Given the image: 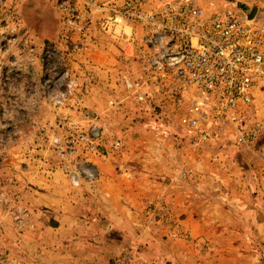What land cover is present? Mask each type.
I'll return each mask as SVG.
<instances>
[{
    "label": "rangeland",
    "instance_id": "obj_1",
    "mask_svg": "<svg viewBox=\"0 0 264 264\" xmlns=\"http://www.w3.org/2000/svg\"><path fill=\"white\" fill-rule=\"evenodd\" d=\"M125 1L0 0V264H177L167 257L169 251L211 247L210 240L184 227L167 197L166 179H183L188 166L177 157L166 160L168 146L177 153L202 154L209 172L222 175L223 164H229L241 168L236 174L242 180L251 171L259 187L254 193L264 201V87L253 92L248 122L259 127L249 142L237 143L211 119L199 128L183 124L189 93L163 89L164 83L154 87L146 69L158 55H151L152 49L172 50L171 45L152 47L146 41L150 30L141 19L124 20L112 32L101 25ZM171 1L195 4L207 16L214 10L240 12L252 22L264 6V0H141L133 9L159 13ZM132 26L129 38L124 33ZM99 37L119 46L116 85L126 88L110 93L106 107L94 110L84 99L98 82L100 63L89 53ZM174 43L177 50L180 44ZM127 76L141 81L140 86H127ZM100 158L111 159L129 180L139 176L157 186L146 188L139 203L130 202L137 236L122 235L124 229L112 228L110 220L109 227L101 226L107 228L104 232L94 221L91 235L97 243L89 248L83 237L74 242L82 231H52L32 200L50 197L42 181L51 184L57 173L72 185L80 184L82 176L90 183L97 180L94 164ZM263 234L264 228H258L246 236L248 247L238 251L242 264H264Z\"/></svg>",
    "mask_w": 264,
    "mask_h": 264
},
{
    "label": "crops",
    "instance_id": "obj_2",
    "mask_svg": "<svg viewBox=\"0 0 264 264\" xmlns=\"http://www.w3.org/2000/svg\"><path fill=\"white\" fill-rule=\"evenodd\" d=\"M133 33L134 26L127 28L124 35L130 38ZM126 39L124 41H128ZM93 44L95 46L89 55L100 63L96 70L98 82L85 96L84 105L98 110L106 107L105 99L110 93L122 92L126 87L116 85L119 75V68L116 66H120L117 65V60L122 53L119 46L103 37L97 38ZM164 155L166 160L170 157L171 161L177 157L188 165L185 168L187 173L181 175L183 179L177 181L173 176L166 179V186L170 188L167 194L169 201L180 214L184 227L193 236L211 241V247L197 249L194 246L195 248L189 250L177 248V252L169 251L167 257L175 260L177 264H180L178 260L183 261L181 264H242L238 251L248 247L246 236L252 235V232L257 233L258 228H264V201L254 193L259 190L256 177L251 171H245L248 173L245 178L238 179L241 176L236 173L241 172V168L229 164H223L226 170H222V175L216 171L209 172L208 168L204 167L202 154L183 151L177 153L172 146H168ZM133 158L135 167L136 160L135 157ZM113 165L111 159H97L94 169L98 179L92 183L82 176L80 184L72 185L70 182L67 184L60 173L53 176L51 184L42 181V185L46 184L45 187L49 191L47 194L50 197L35 196L32 201L35 203L36 213L45 218L46 225L52 231L58 233L65 231L70 235H77L82 231L80 236L75 237L74 242L77 238L83 237L89 248L96 246L97 243L91 235V225L94 221L98 229H101V226L109 227L110 220L114 223L112 228L124 229L122 235L137 236L133 224L135 222L133 219L137 215L130 202L131 205L139 203L147 195L146 188L150 189L154 183L150 181L148 183L144 178L142 181L139 176L129 180L124 174L116 171ZM227 168H230L229 172ZM231 169L235 172L231 173ZM134 170L138 173L139 167ZM166 172H170L169 168ZM128 187L134 189L129 191ZM102 230L106 232L107 228ZM90 240L93 242L90 243ZM107 241H109L108 237ZM262 248L264 249V241ZM257 249L260 250L261 247L257 246ZM98 250H102L100 246ZM89 262L101 264L98 261L92 263L93 260Z\"/></svg>",
    "mask_w": 264,
    "mask_h": 264
},
{
    "label": "built area",
    "instance_id": "obj_3",
    "mask_svg": "<svg viewBox=\"0 0 264 264\" xmlns=\"http://www.w3.org/2000/svg\"><path fill=\"white\" fill-rule=\"evenodd\" d=\"M140 1L126 0L122 9H113L103 29L112 32L124 20H144L152 47L160 42L172 47L152 49L151 55H158L146 67L153 75L149 83L189 93L181 122L199 128L211 119L237 143L249 142L259 127L248 116L253 92L264 87V27L245 21L240 12L214 10L207 16L195 4L180 1L165 3L159 13L134 11L133 4ZM174 41L180 44L177 50ZM125 82L130 87L141 83L129 76ZM208 135L203 132L204 138Z\"/></svg>",
    "mask_w": 264,
    "mask_h": 264
},
{
    "label": "water",
    "instance_id": "obj_4",
    "mask_svg": "<svg viewBox=\"0 0 264 264\" xmlns=\"http://www.w3.org/2000/svg\"><path fill=\"white\" fill-rule=\"evenodd\" d=\"M263 21H264V6H261L259 13L257 14V16L254 17L253 22L255 25L260 26Z\"/></svg>",
    "mask_w": 264,
    "mask_h": 264
}]
</instances>
